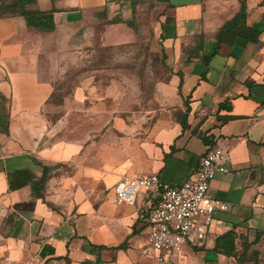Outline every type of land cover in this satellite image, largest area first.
<instances>
[{
  "label": "crops",
  "instance_id": "obj_1",
  "mask_svg": "<svg viewBox=\"0 0 264 264\" xmlns=\"http://www.w3.org/2000/svg\"><path fill=\"white\" fill-rule=\"evenodd\" d=\"M243 4L250 28L219 42ZM151 6L165 75L148 123L115 103L121 71L106 87L81 76L57 98L56 79L77 57L134 40L131 21ZM216 144L232 160L210 193L229 207L202 244L184 242L166 264H264V0H0V257L159 264L139 205L115 204L110 188L129 173L179 185ZM26 169L34 181L10 188L9 173ZM226 232L232 252L217 246Z\"/></svg>",
  "mask_w": 264,
  "mask_h": 264
},
{
  "label": "built area",
  "instance_id": "obj_2",
  "mask_svg": "<svg viewBox=\"0 0 264 264\" xmlns=\"http://www.w3.org/2000/svg\"><path fill=\"white\" fill-rule=\"evenodd\" d=\"M231 160L230 147L216 144L179 185L162 180L157 172L124 174L118 179L113 201L118 205H139L148 224L146 250L155 255L159 264H166L186 241L202 244L216 213L228 209L227 201L210 193V184L218 172L229 170ZM0 264L35 263L4 254Z\"/></svg>",
  "mask_w": 264,
  "mask_h": 264
},
{
  "label": "rangeland",
  "instance_id": "obj_3",
  "mask_svg": "<svg viewBox=\"0 0 264 264\" xmlns=\"http://www.w3.org/2000/svg\"><path fill=\"white\" fill-rule=\"evenodd\" d=\"M153 9V6L150 9L146 8L143 10V15H138L139 18L134 19L137 27L134 40L119 46L112 45L100 47L94 51L89 50L82 56L77 57L76 61L73 62V66L56 79L57 98L70 94L81 80V76L89 75L93 82L99 78L101 79L100 86L106 87L113 77L112 71H121L119 76L124 83L125 92H121L120 100L115 103L119 104L121 111L128 115L126 117L128 120H132L139 126L148 123L152 109L160 106L159 101L154 96L155 81L157 77L165 75L161 65L162 55L159 50V37L155 23L156 15H153ZM100 92H102V89H100ZM92 98L97 99L95 95ZM87 101L88 105L92 103L89 99ZM112 102L111 98L106 99L108 105H111ZM134 112L136 116L130 118ZM152 113H154V110ZM172 113L176 115L174 109H172ZM56 115L51 117L54 118ZM110 118L105 117V122L107 123ZM150 118L155 119L156 114H153ZM77 123L79 124V121ZM73 127L76 128L75 125ZM80 133L78 131L75 134L80 135ZM116 182L111 186V191H113Z\"/></svg>",
  "mask_w": 264,
  "mask_h": 264
},
{
  "label": "trees",
  "instance_id": "obj_4",
  "mask_svg": "<svg viewBox=\"0 0 264 264\" xmlns=\"http://www.w3.org/2000/svg\"><path fill=\"white\" fill-rule=\"evenodd\" d=\"M245 17H246V5L243 4L240 12L230 22L224 25L221 35L218 38L219 42L227 40L229 43H233L234 38H236L238 35L245 34L246 31L250 28L245 23ZM135 23L136 21H131L132 26H134L135 30L137 31V27ZM162 68L164 69L165 72L164 65H162ZM186 118H187V114H184L181 117V123L183 125H186ZM33 174L34 173L29 169L15 170L13 172H10L9 173L10 188L12 189L19 188L31 181H34ZM223 244H226V246L228 247L226 249L227 252H232L235 250L236 246L234 243V237L230 232H226L218 238L217 246H221ZM255 264H261V263L258 260H256Z\"/></svg>",
  "mask_w": 264,
  "mask_h": 264
}]
</instances>
